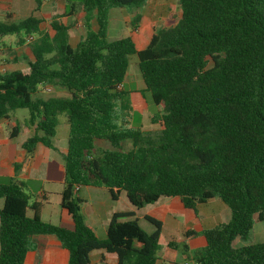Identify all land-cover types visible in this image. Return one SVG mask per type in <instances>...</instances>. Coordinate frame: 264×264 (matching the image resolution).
Here are the masks:
<instances>
[{
  "label": "trees",
  "instance_id": "trees-1",
  "mask_svg": "<svg viewBox=\"0 0 264 264\" xmlns=\"http://www.w3.org/2000/svg\"><path fill=\"white\" fill-rule=\"evenodd\" d=\"M35 1L26 19L0 22V37H34L29 71L0 74V121L29 111L24 124L34 134L22 147L31 154L38 145L54 149L65 117L61 207L73 227L43 221V204L31 203L23 182L0 184V264H24L36 236L55 237L69 252L68 264H90V254L100 250L115 254L118 264L157 263L160 221L146 216L155 227L147 233L134 212L116 213L106 239H99L85 221L76 187L106 188L113 199L125 193L135 209L172 198L196 213L198 205L218 198L231 220L187 231V241L206 242L187 264H264V241L235 246L237 239L248 241L256 221L264 222V0H179L180 17L170 8L156 29L137 13L127 24L129 35L115 41L108 39L111 10L151 0H82L87 32L75 48L72 26L60 18L50 21L51 32L40 29L41 0ZM133 56L144 91L162 107L149 119L158 133L127 127L131 93L125 80ZM44 85L69 97H40ZM20 130L16 126L11 138ZM98 142L110 148L99 149ZM169 245L190 251L187 242Z\"/></svg>",
  "mask_w": 264,
  "mask_h": 264
},
{
  "label": "crops",
  "instance_id": "crops-1",
  "mask_svg": "<svg viewBox=\"0 0 264 264\" xmlns=\"http://www.w3.org/2000/svg\"><path fill=\"white\" fill-rule=\"evenodd\" d=\"M26 1L0 0V22L12 23L26 19L37 6L35 0H31L34 4L31 6L25 4ZM39 15L43 18V23L47 22L45 26H42L43 23L40 26L44 32H51L49 23L54 18H60L63 23L71 25L70 45L73 48L86 35V27L84 33L73 29L75 26L80 29L79 26H82V21L84 24L85 12L81 8V2L77 5L66 0H41ZM76 20L77 25H73ZM91 25L93 31H98L96 12ZM45 29L47 30L45 31ZM74 31L78 32L79 38L77 40ZM31 37L33 41L34 37ZM29 38L20 35L0 37L1 75L16 71H29V63L34 61V55L30 49L32 41L29 42ZM38 95L43 98L67 96L63 89L49 85L40 86ZM131 114L132 110L129 122H131ZM28 116V110H20L13 114L10 119L0 121V184H6L12 179L23 182L26 191L32 196L31 203L40 202L43 204L40 213L42 220L70 229L73 227L72 218L61 207V194L66 178L64 156L68 150L69 126L65 121L66 119L63 122L61 117L54 139V149L38 145L34 152L29 154L22 147L23 143L34 134V131L24 124ZM18 125L21 126L20 133L17 137L11 138L13 129ZM129 126L130 123L127 127ZM77 196L82 200L81 210L86 223L102 240L106 239L110 221L116 213L134 212L135 218L138 219L140 226L147 233H153L155 227L146 220V216L160 221L162 233L156 264H187V260L183 262L175 260L177 253L182 249L174 250L169 244L187 242L189 250H191V245L203 237L187 241L185 237L187 231L202 232L231 220L229 208L218 198H214L206 204L198 205L195 213L185 209L178 199L172 198H161L155 204L147 205L142 209H135L125 193H120L117 199H113L111 192L106 188L81 187ZM90 261V264H118V258L115 254L102 250L92 252ZM68 263L69 252L52 236L34 237L32 248L28 251L24 262V264Z\"/></svg>",
  "mask_w": 264,
  "mask_h": 264
},
{
  "label": "rangeland",
  "instance_id": "rangeland-1",
  "mask_svg": "<svg viewBox=\"0 0 264 264\" xmlns=\"http://www.w3.org/2000/svg\"><path fill=\"white\" fill-rule=\"evenodd\" d=\"M70 3H75L79 5L82 0H66ZM28 6L34 5L33 1L27 0L26 3ZM173 8V14L178 18L180 17V5L179 0H151L146 5L136 8L125 7V8H115L111 12V22L108 32L109 41H115L118 39L125 38L129 35L130 30L127 28V24L132 20L133 16L138 14L145 15L147 19L151 21L153 26L156 29L161 28L162 25L165 24L166 20L169 18L171 14V9ZM23 15V14H22ZM21 15V16H22ZM77 20L74 21L73 25H77ZM82 26H79L78 29L76 26L73 28L74 30H80L84 33L85 26L83 21L81 22ZM47 22L43 23L42 26H45ZM47 29H45L46 31ZM76 35V40L78 37V32H73ZM73 34V36H74ZM20 36L25 37L24 33L19 34ZM16 36V35H15ZM127 81H126V90L131 93V122L130 128H140L146 127L147 131L150 133H158V130L152 126H150L148 118L151 116L162 112V107L156 106L151 98L150 93L145 92V85L138 67V58L136 56L131 57L130 66L128 70ZM67 94L66 97H69V93L64 90ZM20 111V110H18ZM27 112V111H25ZM22 114V113H20ZM61 119V118H60ZM65 117H62V121L64 122ZM66 121V120H65ZM119 125H122V122H119ZM25 134L23 135V137ZM99 149H109L110 145L107 142H98ZM125 150L131 149V145L129 143L124 145ZM32 199V198H31ZM264 241V222L256 221L253 228V233L250 235L248 241H242L241 239H237L235 241L236 247H241L248 244H254ZM205 245L204 239L200 238L196 240L194 244L191 245V250L188 254L184 253V251H179L175 257V260L178 262H183L184 260L188 261L187 257L192 256L195 251L202 249ZM162 254V252H160ZM192 263V261H190Z\"/></svg>",
  "mask_w": 264,
  "mask_h": 264
},
{
  "label": "built area",
  "instance_id": "built-area-1",
  "mask_svg": "<svg viewBox=\"0 0 264 264\" xmlns=\"http://www.w3.org/2000/svg\"><path fill=\"white\" fill-rule=\"evenodd\" d=\"M32 41V37L29 38V42ZM123 86H120L119 88H122ZM80 190V187L75 188V193L77 194Z\"/></svg>",
  "mask_w": 264,
  "mask_h": 264
}]
</instances>
